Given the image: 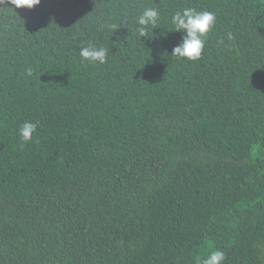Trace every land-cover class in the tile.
I'll list each match as a JSON object with an SVG mask.
<instances>
[{
  "label": "trees",
  "instance_id": "obj_1",
  "mask_svg": "<svg viewBox=\"0 0 264 264\" xmlns=\"http://www.w3.org/2000/svg\"><path fill=\"white\" fill-rule=\"evenodd\" d=\"M147 7L161 15L143 40ZM185 7L217 15L197 62L171 56ZM90 42L105 64L81 61ZM25 121H39L29 144ZM216 249L264 264V0L0 7V264H197Z\"/></svg>",
  "mask_w": 264,
  "mask_h": 264
},
{
  "label": "clouds",
  "instance_id": "obj_2",
  "mask_svg": "<svg viewBox=\"0 0 264 264\" xmlns=\"http://www.w3.org/2000/svg\"><path fill=\"white\" fill-rule=\"evenodd\" d=\"M41 3V0H0V7L5 5L15 9H34ZM159 8H144L137 17H135L136 32L138 37L148 39L149 28H156L160 19ZM171 32L183 33L181 42L173 48L171 56L173 58L197 62L202 59L209 33H211L217 23V15L213 11H197L193 7H185L180 11H175L171 16ZM102 28L116 32V24H103ZM228 39H233L231 33H228ZM224 41L221 40L220 43ZM79 56L82 62L92 64H105L108 58V49L103 46L97 47L94 43L87 46H81ZM29 76L32 75V69H26ZM39 121H25L19 127V138L21 143L29 144L33 141L34 134L37 133ZM226 260L225 253L219 249L213 250L204 258H198L197 264H224Z\"/></svg>",
  "mask_w": 264,
  "mask_h": 264
}]
</instances>
